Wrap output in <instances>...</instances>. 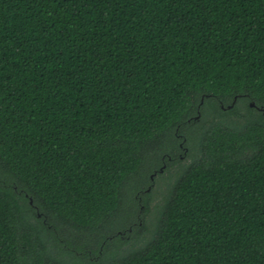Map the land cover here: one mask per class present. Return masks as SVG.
Returning a JSON list of instances; mask_svg holds the SVG:
<instances>
[{
    "label": "trees",
    "instance_id": "16d2710c",
    "mask_svg": "<svg viewBox=\"0 0 264 264\" xmlns=\"http://www.w3.org/2000/svg\"><path fill=\"white\" fill-rule=\"evenodd\" d=\"M263 112L264 0H0V264H264Z\"/></svg>",
    "mask_w": 264,
    "mask_h": 264
},
{
    "label": "rangeland",
    "instance_id": "374dc122",
    "mask_svg": "<svg viewBox=\"0 0 264 264\" xmlns=\"http://www.w3.org/2000/svg\"><path fill=\"white\" fill-rule=\"evenodd\" d=\"M187 162V158H183L181 161L180 166L185 164ZM179 171V166L171 168L168 172H164L161 174V176L154 175L152 178V185H144L143 190H147L146 194L149 195L148 198V204L147 209L146 205L142 209V215L143 216V224H145V228H143V224H140L137 228V230H134V233L131 232L130 239H132V243H128V245L124 246V248H127L128 246L135 245L136 243H141L143 240H145L148 237V231L146 230L147 226H151L152 223L155 221V218L157 216V210L158 207L161 205L164 196L168 190L169 184L173 181L174 175L177 174ZM144 196V195H142ZM146 198V197H145ZM127 239V238H126ZM129 240V239H128ZM136 241V242H135ZM135 242V243H134ZM92 248L96 247L95 245L90 246Z\"/></svg>",
    "mask_w": 264,
    "mask_h": 264
},
{
    "label": "snow or ice",
    "instance_id": "6c2138e0",
    "mask_svg": "<svg viewBox=\"0 0 264 264\" xmlns=\"http://www.w3.org/2000/svg\"><path fill=\"white\" fill-rule=\"evenodd\" d=\"M44 2H47V0H44ZM69 2H71V0H69ZM128 2L131 3L132 0H128ZM136 2L142 4V3L145 2V0H136ZM151 2L155 3L156 0H151ZM53 3H54V4H55V3H59V0H53ZM99 22H100V23H103L104 21H103V20H100Z\"/></svg>",
    "mask_w": 264,
    "mask_h": 264
},
{
    "label": "water",
    "instance_id": "95a60500",
    "mask_svg": "<svg viewBox=\"0 0 264 264\" xmlns=\"http://www.w3.org/2000/svg\"><path fill=\"white\" fill-rule=\"evenodd\" d=\"M250 106H251V107H253V106H254V104H253V103H251V104H250ZM263 114H264V112H263Z\"/></svg>",
    "mask_w": 264,
    "mask_h": 264
},
{
    "label": "flooded vegetation",
    "instance_id": "af4514ba",
    "mask_svg": "<svg viewBox=\"0 0 264 264\" xmlns=\"http://www.w3.org/2000/svg\"><path fill=\"white\" fill-rule=\"evenodd\" d=\"M264 115V114H263Z\"/></svg>",
    "mask_w": 264,
    "mask_h": 264
}]
</instances>
